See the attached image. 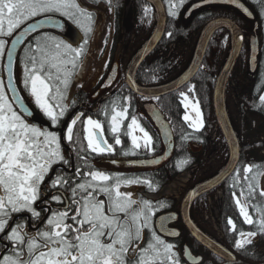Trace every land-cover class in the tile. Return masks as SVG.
Here are the masks:
<instances>
[{
	"label": "snow or ice",
	"instance_id": "1",
	"mask_svg": "<svg viewBox=\"0 0 264 264\" xmlns=\"http://www.w3.org/2000/svg\"><path fill=\"white\" fill-rule=\"evenodd\" d=\"M114 11L113 0H106ZM187 0H167L169 15L178 17L180 8ZM212 0H200L202 4ZM264 9V0H254ZM225 3L241 8L245 14L250 10L241 0H225ZM145 14L150 10L145 8ZM59 14L71 20L82 31V42L76 46L65 42L59 37H51L55 51L40 61L35 56L29 57L30 63L24 66V90L34 98L38 110L51 122V126L58 127L60 118L66 115L68 105L64 103L65 92L69 85V78L76 68L82 67L87 56V46L94 34V14L82 7L77 0H0V235L11 244V248L0 256V264H180V258L173 250L174 245L167 243L157 234L153 217L156 212L167 207L163 201L153 203L150 198H134L132 192L121 191L122 187L144 185L151 192L157 191V186L148 178L112 176L104 170H92L85 173L87 177L71 188V199L65 202L63 192H56L51 199L64 208L52 212L50 209L38 211L36 202L44 194L41 185L48 177L51 169L57 163L68 164L62 154L60 136L48 130V127L37 126L31 122L33 111L25 107L22 96L17 95V88L13 86L12 58L16 50L17 39L12 43L11 50H7L9 40L17 29H21L28 20L45 14ZM41 27L33 23V29ZM61 29L63 24L56 23ZM23 31V29H21ZM169 37L172 32L167 34ZM243 40V35H239ZM39 51V48H37ZM7 57V82L2 75V62ZM70 66V67H69ZM58 82V83H57ZM6 90L12 93V100L19 105V111L9 100ZM191 91V89H190ZM185 95V94H182ZM130 101V97H126ZM149 99V97H145ZM159 99V97H152ZM185 99L187 96L185 95ZM264 102V97L260 98ZM193 110L200 115L198 105ZM110 116L109 129L114 134V144L122 145L119 135L122 121L127 119V107L116 110L113 106ZM108 115L107 110L104 113ZM83 116L82 113L78 114ZM73 118L66 129V139L73 140V127L77 123ZM185 120L189 117L185 116ZM192 126L196 130L203 127V121H194ZM139 129L143 132V147L150 150L152 137L140 127L135 117L126 126L125 135L131 137L133 149L141 148L138 137L134 134ZM87 147L99 155L114 154L113 144L105 138L102 123L91 117L86 118ZM124 155H134V151H125ZM158 160H152L156 164ZM113 164L118 161H112ZM136 163V162H133ZM188 160L179 162L178 167L186 165ZM77 169V175H79ZM253 167L244 168V180L249 181L246 189L241 190L245 202L237 198L244 222L254 226V230L239 231L235 241L236 249L247 251L254 245L257 236H264V206L256 205V219L249 214L248 200L255 199L256 186L249 180L248 173ZM256 175L264 176V171ZM255 179V176L252 177ZM240 177H234L233 187ZM68 180L56 175L44 188H62ZM79 193V198L77 194ZM104 196L105 199H100ZM236 197V193L233 192ZM264 197V190L259 191ZM47 203V201H43ZM107 206V207H106ZM41 211L50 212V218L42 228L36 232L27 231L26 220L19 217L11 223L14 214L29 213L33 222L39 220ZM159 232L164 233L167 218L159 217ZM71 220L72 223H68ZM235 231L234 222L229 219ZM148 229L151 239L146 247L141 248L143 232Z\"/></svg>",
	"mask_w": 264,
	"mask_h": 264
},
{
	"label": "trees",
	"instance_id": "2",
	"mask_svg": "<svg viewBox=\"0 0 264 264\" xmlns=\"http://www.w3.org/2000/svg\"><path fill=\"white\" fill-rule=\"evenodd\" d=\"M163 1L168 9L166 33L157 50L138 69L137 80L142 85L161 84L178 76L188 65L197 38L209 21L218 17H229L236 20L245 29L257 18L255 24L256 37H254L257 45L255 64L251 60V57L247 56L249 53H247V46L245 45L231 74L227 89L229 114L242 143L241 159L235 173L219 189L196 200L192 214L195 221L203 230L232 249L242 261L251 264H264V236H257L254 245L250 246L247 251H240L235 247L239 231L254 230V226L244 222V218L235 202L238 197L241 202H245V198L241 196V190L246 189L249 182L243 179L246 175L244 168L247 165L253 167L252 173H248L247 175L249 180L256 186L255 199L249 198L248 200V211L254 220L256 219L255 206H264V197L259 196V191L264 190V176L256 175L258 172L264 171V102L260 99L264 97V9H261L259 4L255 3L254 0H241V3L250 10V15L245 14L241 8L235 5L225 3V0H212L211 3L202 4L199 7H193V5L199 4L200 0H187L180 8L178 17L174 19L169 15L167 0ZM125 5V0H123L120 4L119 18ZM134 6V30L131 39V47H133L131 54H134L150 35L155 21L154 11L146 1L135 0ZM145 8L150 10L147 14H145ZM169 32L173 33L171 37L167 35ZM228 52L229 33L227 30H220L213 36L210 42L202 68L182 91L168 94L153 101L142 99L144 104H141L143 108L141 110L137 106L136 95L126 88V91L112 96L111 105L110 103L105 104L107 105L105 106L107 113H112L113 106H115L116 110L126 107L123 100L127 103L125 98L130 97L129 112L132 115H137L142 127L153 138V151L151 153L149 150L133 149L130 140L125 139L122 145L113 146L115 156L120 155V153L123 154L125 151H134V155L126 156L123 154V156L129 157V160L133 161L132 157H136V154H141L145 157L143 158L144 161H148L152 158V160H157L158 158L154 157H161L166 152L169 154L161 163L147 167H134L131 166L132 163L130 162V165H127L128 167L123 171H113L110 174L114 177L150 179L154 186H157V191L155 192H151L144 185H132L122 188L127 189L129 192L136 190L139 194L138 197L150 198L153 203L165 202L167 207L158 210L156 216L167 212H179L186 192L195 184L218 172L227 160L228 146L217 124L213 97L216 78ZM33 55L39 61L42 57L47 56V53H20L16 73L21 83H23L24 66L30 62L29 57ZM81 91V98H85V93L83 90ZM184 91L192 93L194 101L198 102L200 106L203 114V127L200 130H196L184 119L186 111L181 93ZM154 108H158L167 117L171 125V136L167 139L153 115ZM87 110L88 108L85 111ZM97 114H100V112ZM87 115H84L81 121H77L73 127V140L69 142L71 146L76 147L74 149V157L77 160L79 155L88 157H93L94 155L88 149L85 137L84 119ZM124 131L125 128L122 132ZM95 156L97 157V155ZM82 158L81 161L84 163L86 160ZM182 160H188V163L182 167H178L179 162ZM92 170H99V168L93 167L90 164L81 166L79 174L82 181L86 179L85 173ZM189 170L190 176L188 178L181 177L183 173ZM237 171L240 180L233 187ZM106 172L108 173L110 170ZM65 175L69 181V188L67 185L64 187L68 193H71L70 189L73 185L80 183V181L74 179L75 175H77V170L73 172L66 171ZM254 176L255 179L253 180L252 177ZM175 182L176 185L183 186V191L179 195L171 191V186ZM233 192L236 193V197L233 196ZM41 201L42 197L36 202V209L38 211L45 209V203ZM54 211L56 209L52 210V212ZM46 213L48 212L41 211L40 218L35 223L29 218L30 214L27 212L14 214L9 227H11L12 222H16L19 217H22L27 223L26 230L34 233L45 225L47 220L45 217ZM156 216L153 217L154 226ZM229 219L234 222L235 231L232 230V225L228 223ZM68 223L72 222L68 221ZM185 233L187 234L185 240H168L157 231V234L162 239L174 244L176 247L174 251L180 260L182 259L183 245L189 243L195 249L199 248V251L203 254V260L199 264H222V261L218 257L198 244L187 233V230H185ZM150 239V231L145 229L143 240L140 243L141 248L146 247ZM10 248L11 244L7 240L2 239V235H0V256L6 254Z\"/></svg>",
	"mask_w": 264,
	"mask_h": 264
},
{
	"label": "flooded vegetation",
	"instance_id": "3",
	"mask_svg": "<svg viewBox=\"0 0 264 264\" xmlns=\"http://www.w3.org/2000/svg\"><path fill=\"white\" fill-rule=\"evenodd\" d=\"M77 2L82 7L93 12L95 31L94 34L90 37V43L87 46V56L86 59L84 60L83 66L76 68L73 74L69 78V85L65 92L66 99L64 101V103L67 104L69 107L67 109L66 115L60 118L58 122L59 124L58 127L51 126L50 120L44 117L40 112V110L37 109L35 105V101L33 100L34 98L31 97L26 90H24L23 83L19 81V78L16 73L18 59L20 53H53L55 49L53 48V42L50 39L51 37H59L63 39L65 42L71 43L73 46H76L82 42V36H83L82 31L78 27H76L79 34L76 38L72 40L65 33L69 25L73 26L71 24L72 21L68 20L67 18H63L58 13L37 16L32 20L45 18V17H54L57 19L50 24L51 26L41 28L27 37V39L24 41V43L22 44V46L18 51L19 54L15 62L14 71H15V79L18 89L21 93V96L24 98L27 104V108L30 111H33L34 113L33 117L30 118L31 122L36 123L37 126L48 127V130L55 131L60 136L61 151L62 154L65 156V158L68 160L67 165H63L61 163H57L56 165H54L48 177L44 181V184H48L49 181L52 178H54L56 175H61L67 179V176L65 175L66 171L73 172L76 171L77 169L81 171V166L83 167L84 164H90L93 167L96 166L97 168H99V170H104V171L110 170V172H108L109 174H111V172L113 171H118V170L123 171L125 168L128 167L127 165H130V162L132 163L131 166L134 167H147L153 165V163L150 162V160H152L153 158L149 159L148 161H144L143 158L145 157L141 154H136V157H132L133 159L132 161L129 160V157H124L122 153H120V155L118 156H115L114 154L99 155L97 153L92 152L89 149L94 154L93 157L79 155L78 160L74 157V149L76 147L71 146V144L67 141L66 129L68 126H70L71 120L73 118H77L78 114L80 113H82L83 116L88 114L84 119L85 129H86V118L91 117L94 120H99L102 123L104 135L105 138L108 140V143L113 144V146L115 147L118 146L114 144V138H113L114 134H112L109 129L110 116L114 114V112L108 113V115L106 116L104 113L105 110H107V108H105V106L107 105L105 104L110 103L111 105L113 100L112 96L114 94H120L121 92L126 91V88L129 89L128 86L123 83V80L125 77L126 67L129 63L130 58L133 55V53L131 54V50L133 47V46L131 47L132 44L131 39L133 37L132 34L134 29L133 9L135 7L134 6L135 0H125L126 5L123 8L121 17L119 18V13L121 10L120 4L121 2H123V0H113V4L115 5L114 11L106 2V0H77ZM62 20L64 23L62 22ZM56 23L63 24V27L61 29H57L55 27ZM129 26L131 32H129L128 30ZM129 34H132L131 38L129 37L130 36ZM37 48H39V51L37 50ZM2 75L3 78L4 75L6 77V73L3 70H2ZM81 90H83V92L85 93L86 95L85 98H81L80 96L82 92ZM8 92L12 99L10 90H8ZM136 101L138 108H141L142 110L143 108L141 104H144V101L137 95H136ZM12 102L16 110L19 111L20 110L19 106L14 102V100H12ZM123 102L127 107L128 118L122 121L123 126L121 127L120 132L116 135H119L122 142H124L125 139H129L130 143L132 144L131 137L125 135L124 132L126 131V126L130 123L132 117H135L138 122L139 119L137 115L135 114L132 115L129 112L128 109L130 106V101L127 100L126 103L123 100ZM87 108L88 110L85 111ZM187 110L188 107L187 105H185V111ZM98 112H100V114H97ZM139 114L141 113L139 112ZM83 116H79L77 121H81L83 119ZM189 124L192 125L190 122ZM124 128L125 131L122 132ZM145 131L148 132L147 130ZM149 135L151 136L150 133ZM86 136H87V132L85 131V137ZM138 150H147V149L141 146V148H139ZM152 151H153V138L149 152L151 153ZM95 155H97V157ZM158 157H154V158H158ZM81 158L86 161L82 163ZM112 161H118V163L113 164ZM188 176H190V170L181 175V177L184 178H188ZM74 179L82 182V178L80 177V174L75 175ZM44 184L41 185V189L44 193L43 194L44 197L43 195L41 196L42 197L41 202L47 201V203H45V209H50L51 211L54 209H56V211L63 209L65 205L56 203L51 199V197L53 196L54 193L58 191L63 192L64 197L62 198H64L65 202L67 203L71 199V193H68L65 187L53 188L51 190L45 189ZM67 186L69 188V181ZM181 187L183 186L181 185ZM181 187L179 186V189ZM121 191H124V189L121 188ZM127 192L129 191L127 190ZM131 192L133 193L134 198L139 196L136 190H133ZM77 198H79V195H77ZM99 198L105 199L104 196H100ZM173 212H177V211H173ZM158 216H156V218ZM45 217L48 219L50 217V212L46 213ZM170 227L180 230V233L177 237H168L160 233L159 234L168 240H182V239L185 240V237L187 236L185 230L187 229L181 220L170 224ZM187 233H189L188 230ZM168 240L167 243H169ZM186 247H189L191 249L193 255L202 257L201 260H203V254L201 253V251H199V248L195 249L194 246H192L191 244L189 245V243L188 244L185 243L183 245V254H182V259L180 260V264H191L184 257ZM174 248L176 247L174 246Z\"/></svg>",
	"mask_w": 264,
	"mask_h": 264
},
{
	"label": "water",
	"instance_id": "4",
	"mask_svg": "<svg viewBox=\"0 0 264 264\" xmlns=\"http://www.w3.org/2000/svg\"><path fill=\"white\" fill-rule=\"evenodd\" d=\"M145 1L152 6L155 12V25L149 37L130 59L125 72V78L123 80V83L126 84L132 92L140 97H149V99H152V97L160 98L184 88L194 79V77L201 69L213 36L218 31L223 29L228 30L230 34L229 53L217 75L213 98L214 113L218 122V126L228 146L227 160L224 166L218 172L197 183L186 193L182 200L179 212L165 213L158 216L155 221L156 228L159 231L158 218L161 216L166 217L167 227L165 229V232L159 233L168 237H177L180 233V230L170 227V224L181 220L191 236L197 241V243L202 245L206 250L223 261L222 264H251L242 261L233 250H231L221 241L217 240L212 235L203 230L193 218L192 208L197 199L221 186L232 175L240 162L242 143L239 139L237 130L229 114L227 103V89L231 74L241 55L245 42H248V44L251 43V45H253L251 48V60L255 64V59L257 56V45L254 38L256 37V34L253 30L257 18L251 22L250 32L247 36L241 26L232 18L218 17L209 21L203 27L198 36L191 60L189 61L187 67L178 76L163 84L142 85L137 80L138 69L145 62V60L148 59V57L157 49L159 43L166 33L168 20V14L163 0ZM55 20V18H44L31 22L30 24L22 28L23 31L20 29L16 33V35L9 41L7 50H11L13 42H15L17 39L20 40V42L16 43V50L12 58L13 77L15 60L17 58L18 50L21 47L23 41L32 32L42 27L51 26L50 24ZM33 23H38L41 25V27L33 29L32 31H28L27 29L31 28ZM239 35H243L244 39L242 41L239 40ZM5 71L7 73L6 56ZM13 86L17 88V95L21 96L15 79H13ZM25 107H27L26 102ZM153 113L154 117L158 121V124L164 132L165 138L171 136V125L169 124L167 117L158 108H154ZM168 155L169 154L167 152L163 156V158L161 157L160 159H158V163H161L163 160H165ZM184 257L191 264H197L201 261V257L193 255L189 247L185 248Z\"/></svg>",
	"mask_w": 264,
	"mask_h": 264
},
{
	"label": "rangeland",
	"instance_id": "5",
	"mask_svg": "<svg viewBox=\"0 0 264 264\" xmlns=\"http://www.w3.org/2000/svg\"><path fill=\"white\" fill-rule=\"evenodd\" d=\"M63 18H66V17H63ZM32 19H34V18H32ZM31 19V20H32ZM30 20H28L27 22H29ZM71 21V20H70ZM26 22V23H27ZM25 23V24H26ZM24 24V25H25ZM71 24L73 25V26H71V25H69L68 26V28H67V30L65 31V33H66V35L69 37V38H71L72 40L74 39V38H76L77 36H78V31H77V29H76V25L73 23V22H71ZM23 26V25H22ZM21 26V27H22ZM250 28H251V26H249L248 28H245L244 29V31L247 33H249L250 32ZM18 30V29H17ZM128 30H129V32H131L130 31V26H129V28H128ZM134 30V29H133ZM15 33V32H14ZM132 34H133V32H132ZM132 34H129L130 36V38L132 37ZM8 40L10 39V38H7ZM129 47H130V45H129ZM247 53H248V51H247ZM248 56V55H247ZM225 61V60H224ZM4 62H5V58H4V60H3V62H2V70L4 71ZM224 63V62H223ZM4 80H5V83H6V79H5V75H4ZM7 91V94H8V97H9V100L12 102V99H11V97H10V94H9V92H8V90H6ZM185 92V91H184ZM184 92H181V93H184ZM33 99V98H32ZM34 100V99H33ZM35 101V100H34ZM13 103V102H12ZM184 103L187 105V107H188V111H187V114H186V116H188L189 117V119H188V121L189 122H191V124H193V122L194 121H198V120H202L203 121V114H202V111H201V109H200V106H199V104H198V102H194L190 97H188L187 96V99H185V96H184ZM193 105H198V107H199V111H200V115L198 116L197 115V113H196V111H194L193 110ZM13 106H14V104H13ZM14 108H15V106H14ZM139 123V122H138ZM140 125V124H139ZM140 127L142 128V126L140 125ZM144 131H145V129H144ZM148 133V132H147ZM137 137H138V142L141 144V146H143V132H141L139 129H137L136 131H135V133H134ZM149 134V133H148ZM177 184H178V182H177ZM184 184H185V182H184ZM263 188H264V183H263ZM124 191H127V189H124ZM171 191L172 192H175L177 195H179L180 194V192L181 191H183V189H182V187L179 189V186L178 185H176V182L175 183H173V185L171 186ZM239 198V197H238ZM240 199V198H239ZM242 203V202H241ZM244 203V202H243ZM34 207H36V205L34 206Z\"/></svg>",
	"mask_w": 264,
	"mask_h": 264
},
{
	"label": "bare ground",
	"instance_id": "6",
	"mask_svg": "<svg viewBox=\"0 0 264 264\" xmlns=\"http://www.w3.org/2000/svg\"><path fill=\"white\" fill-rule=\"evenodd\" d=\"M236 128V127H235Z\"/></svg>",
	"mask_w": 264,
	"mask_h": 264
}]
</instances>
